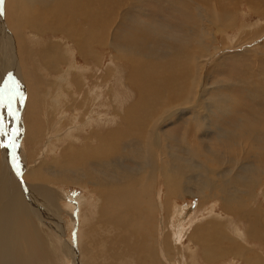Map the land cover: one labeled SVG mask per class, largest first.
Instances as JSON below:
<instances>
[{"label": "bare ground", "instance_id": "1", "mask_svg": "<svg viewBox=\"0 0 264 264\" xmlns=\"http://www.w3.org/2000/svg\"><path fill=\"white\" fill-rule=\"evenodd\" d=\"M156 1L169 4L177 9V14L180 12L185 16L183 21L178 14L181 20L173 27L180 34L172 33V28L169 31L148 21H132L129 15L137 10L142 12L143 0H95V7L91 0H4L0 4L3 11L0 15V77L5 76L8 88L14 90L12 99L17 103L16 108L18 105L24 111L23 144L26 150L29 146H40L47 134V130L44 131L46 125L51 126L55 121L53 116L59 112L67 116L74 114L73 120L78 126L100 122L107 127L82 135L81 148L77 149L74 144L64 147L56 161L59 165L51 161L56 165L55 171H50V163L46 164V168L38 164L36 156L42 149L34 148L35 154L29 151L25 161L31 169L22 174L21 183L17 182L10 169L5 147L0 161V231L4 233L0 235V264L75 262L70 245L64 244L63 228L61 234L53 231L54 226L62 223L61 207L68 208V201L64 202L65 196L61 191L65 185L78 186L84 191L92 188L93 191L90 196L92 203L85 204V211L81 213L80 226L83 227L77 246L84 262L80 264H104L107 259H111V264H125L127 258H133L136 264H159L161 260L167 264L180 247L178 241L181 240L177 241L180 236H186L185 244L197 245L199 253H194L201 263L230 264L231 261L235 264H264V144L253 138L264 128L246 125L241 133L240 129L234 134L221 131L222 142L217 141L215 146L203 140L207 132L203 125L209 131L210 124L214 123L208 125L204 120L202 124L199 112L215 101L206 97L207 78L202 82V69L198 66L200 59L212 54L209 53L211 45L215 44L213 39H217L210 32L212 27L220 32L236 25L239 27V18L245 13L239 16L236 13L242 7L249 15L253 12L263 18L264 0H258V3L235 0L230 6L224 0ZM123 5L124 11L118 13ZM146 5L160 9L156 4ZM161 9L169 11L171 8L162 6ZM202 20L206 26L200 29L197 24ZM110 52L114 61L129 64L130 71L124 79L136 100L133 99L132 104V101L129 102L124 110L120 107L123 123L116 129L101 119L87 118L85 112L88 111H84V106L88 107L93 102V89L106 93L102 99L110 96V101H117L114 100L115 90L105 88L110 84L108 69L95 68L102 71L98 77L90 72H84L88 75L78 74L79 70L75 69L77 62L71 56L77 55V61L86 67H95ZM64 69L69 71L66 75L62 73ZM46 107L50 110L45 120L42 115ZM0 114L7 129L6 113L2 108ZM187 115L191 118L187 120L182 138L163 131L173 118L180 120L181 116ZM112 119L119 120V117L113 116L107 121ZM19 128L15 142L23 131L21 124ZM195 128L199 131L197 134ZM191 135H194L193 140ZM1 138L3 144L8 145L7 138L3 135ZM51 138L52 143L62 142L61 137L54 134ZM130 143L137 145V153L126 149V144ZM120 147L134 166L127 169L119 163L125 158L118 154ZM91 161L96 163L91 165ZM16 174H19L18 170ZM161 192V199L158 200L156 193ZM187 197L197 199L200 208L217 203L228 222L225 223V219L220 221L216 215L195 227L189 235H170L168 222L171 215L178 212L173 208L178 204L177 200ZM154 206H159L165 216L161 234L153 226L156 218ZM42 218L51 223L52 228L42 225ZM244 220L248 221L251 230L248 228L250 231L236 235L231 228L235 225L233 221L241 225ZM107 231L113 234L107 242L110 237L118 235L116 245L121 246L122 251L112 254L103 251L104 243H100L93 232L100 234ZM169 235L176 237V243L169 241ZM133 237L141 240L129 247ZM158 240L163 243L167 260L162 250L156 248ZM94 248L97 249L95 252Z\"/></svg>", "mask_w": 264, "mask_h": 264}, {"label": "rangeland", "instance_id": "2", "mask_svg": "<svg viewBox=\"0 0 264 264\" xmlns=\"http://www.w3.org/2000/svg\"><path fill=\"white\" fill-rule=\"evenodd\" d=\"M51 1H54V2L57 1L58 2V0H51ZM93 1H95V0H91V4H92V6L95 7L97 4L94 3ZM150 1H153V2H150ZM150 1L149 0H143V3L156 4L160 7V9L158 10V7H157V9H153V7L149 8V6L142 3V6H143L142 12H139L137 10L135 13H132L131 15H129L131 20L133 18L132 21H134V22L135 21L141 22L140 20H144L145 22L148 21L151 24L154 23V25L156 27H163V28L166 27L167 30L169 28H172V31H171L172 33L180 34L179 31H177V29L173 30L174 29L173 27H176V25L180 22L181 17L179 15H181L182 13L178 12V14H179L178 15L176 13L177 9L173 8L169 4L160 3L156 0H150ZM233 1H235V0H224V3H228V5L230 6L231 4H233L232 3ZM253 1L258 3V0H253ZM159 4H161V5H159ZM162 6H163V8H171V9L169 11L162 10L161 9ZM122 8L123 9L120 8L118 10V13L120 11L121 12L124 11V8H125L124 5ZM156 10H158V11H156ZM150 12H152L153 14L152 13L150 14ZM160 12H161V14H160ZM243 13H245V15L243 17H240L239 21H238L240 23L239 27L236 25L234 27H231L229 30H225L224 32H220L218 30V28L217 29L213 28V27H212V29L210 28L211 29L210 32L217 36L216 40L213 39L215 44L211 45L212 46L211 51L209 52V53H212L213 55L207 54L210 58L208 56H206V57L200 59L199 64H198V66L201 67V69H202V71H201L202 82H205V79L207 78L206 81H207L208 89H207L206 97L211 98L215 101L212 103H208L209 106L205 110L200 109L201 114L199 112V115L201 116V118H203L202 124H203L204 120L208 122V125L211 122L214 123V125L210 124L209 131L203 125L204 129L207 131L205 133V138L203 140H205L206 142L208 140V143L213 144L214 146L218 142H220V143L222 142V138H221L222 133L234 134L235 132H237V131L239 132L240 130H241L240 131V133H241L244 131L246 125H259L260 127L264 128V94H263L264 93V88H263L264 87L263 86L264 85L263 84L264 83V78H263L264 72H262V71H264V68H263L264 67V41H263L264 40V29H262V28H264V26H263L264 25L263 24L264 23V19H263L264 17L262 18L259 15H256V14L254 15L253 12H250V13H252V15H249L248 11H246V9L244 7L237 10L236 15L239 16L240 14H243ZM246 13H247V15H246ZM181 16H182V19L184 21L185 16H183V15H181ZM148 17L150 19H153V20H150ZM163 18H165V19H163ZM160 19L162 21H160ZM175 19H178V20H175ZM164 25H166V26H164ZM168 25H170V27ZM197 25L200 26L199 27L200 29H202L203 27L206 26L204 20L200 21ZM260 29H262L263 31ZM170 30L171 29H169V31ZM218 33L220 34V36L218 35ZM255 33H256V35H255ZM255 36H258V37H255ZM253 39L255 40L256 43L254 42ZM239 41H240V43H239ZM243 43H245V44H243ZM261 46H263V47H261ZM215 50H217L216 53H215ZM218 50H221V51H218ZM112 55L113 54L110 52L106 56L102 57L101 63L95 67H91V66L86 67L83 63L77 61V59H78L77 55L71 54L72 60H75V62H77V64L75 65V69L79 70L78 74L83 73V74L88 75V73H84V72H90V74L92 73V74L96 75V77H98V75L99 76L101 75L100 72H102V71L101 70L98 71L95 68L99 67L105 71L108 69L107 71L109 72V75H110V78H109L110 84L108 86H106L105 88L107 90H109L110 88L115 90L116 98L114 100H117V101H114V102L110 101V99H112L110 96L109 97L106 96L107 98L105 97L106 100H109V101H106L104 98L103 99L101 98L102 96L104 97L106 93L104 94L103 92H101L100 89H93V93H92V95H93L92 101L93 102H90L88 104V107L84 106V107H86V108H84V111H88V112H85L87 118L101 119L103 121H106L109 124V127L111 126L113 129H116L118 126H121L123 123V120L121 119V117L123 116V110L127 106H129V102L132 101L131 102V104H132L135 99H134V94H133L132 89L127 86L126 80L124 79L125 78L124 75H127L128 71H130L129 64L126 62L125 63L124 62H117L118 60L114 61L115 59H113ZM221 56H223V57H221ZM219 57H221V58H219ZM201 63H202V65H200ZM256 71H258V72H256ZM68 72H69L68 69H64L62 71L63 75H66V73H68ZM243 73H245V74H243ZM120 75H122V76H120ZM247 75H248V77H247ZM4 77L3 78L0 77V108H2V110H4V112L6 113V124H7V129H5L6 127L3 123V131L5 133V135H3V137L7 138V140L9 141L8 142L9 146L7 147V160H8L10 169L13 172L17 182H20V179H21L23 173L26 174L27 171H30L31 168L26 163L25 158H26L27 154H30V152H32L34 154L36 153V150H34V148H37L38 150L42 149V150H39L40 155L36 156V159H38V164H40L42 167L46 168L45 167L46 164L50 163L51 164L50 171H55V170H57L55 163H57V165H59V163L56 161H58L59 153L62 151V149L64 147H66L67 145L74 144L77 149L81 148L82 147V145H81V136L82 135H88L91 132L90 130L95 131V130L99 129V127L100 128H107V127H105V124L100 123V122H96V123L94 122V124H92L93 122H91V123L89 122L84 126H78L77 123H74V120H73L74 114H71L72 116H67L64 113L59 112L53 116L55 121H53L52 125L51 126L46 125V127L44 129V131L47 130L45 140L41 141L40 146H37L34 148H32L30 146L27 147V149H28V151H27L24 144H23V137H24V117L23 116H24V111L18 105H17L18 109L16 108L17 103L15 101H13V99H12L14 97V90H10L8 88L9 84L6 82V79ZM119 77H120V79H119ZM243 79H246V80H243ZM257 79L258 80L261 79L260 80L261 82L258 81ZM239 80H242L243 83L242 82L239 83ZM62 81L64 82L65 79L63 78ZM220 82H222V83H220ZM258 82H260V84ZM244 83H246V84L244 85ZM250 84L252 86H250ZM216 86L218 88H215ZM210 88H211V90H210ZM217 89L219 91H217ZM97 90H98V92H97ZM233 90H235V91H233ZM247 92H248V94H247ZM95 93H96V95H95ZM11 94H12V96H11ZM99 94H100V96H99ZM131 96H133V97H131ZM63 97H64V92H63ZM243 101H244V103H243ZM220 102L222 105L220 104ZM239 102H241V103H239ZM247 102H250V103H247ZM100 103L102 105H100ZM220 106H223V107H220ZM120 107H123V110H120ZM230 108H232L231 109V110H233L232 112L230 111ZM49 110H50V107H48V108L46 107L44 110V114L42 116H44L45 120L48 118L47 113ZM214 111H215V113H213ZM243 111L245 112V114ZM218 112L221 114H219ZM88 113H91V115L90 114L88 115ZM93 113L94 114L96 113V114L93 115ZM232 113H234L235 115L237 114V115L234 116ZM204 114H205V116H203ZM216 115L217 116L219 115V117H222L224 120L222 118L217 117ZM226 115H228L230 118ZM248 115H249V117H248ZM113 116L119 117V120L112 119V120L107 121L108 118H111ZM0 117H2L1 114H0ZM96 117H99V118H96ZM206 117H208V118H206ZM190 118H191V115H187L186 117L181 116L180 120H176V118H173L172 121L169 122L170 125L167 126L163 131L170 134L171 136H176L177 138H182L184 132L186 131L187 120ZM237 118H239V120ZM209 119H211L212 121ZM219 119H221V120H219ZM214 120H215V122H214ZM249 120H251L252 123H250L251 121H249ZM63 121H66V123L64 125L63 124L61 126L57 125L58 123L60 124ZM166 123L168 124V122H166ZM221 123H223L224 125L223 124L220 125ZM20 124H21V129H23V131L21 132L19 140L17 142H15V140L17 139V136L19 134V131H20V128H19ZM236 125H238V126H236ZM87 126H89V127H87ZM214 126L216 128H218L219 130L216 129ZM226 129H227V131H226ZM194 131H196V128ZM217 131H219V132H217ZM221 131H223V132L221 133ZM198 132L199 131H196V134ZM216 132L218 134H216ZM53 134L56 137H61L62 142L58 143L55 141L54 143H52L51 142L52 141L51 136ZM209 135H210V137H208ZM206 137H208L209 139H206ZM255 137H256L257 141H260L261 143L263 142V144H264V130L255 133V136H253V138H255ZM190 139L193 140L194 135H191ZM215 140H216V142H215ZM14 142H15V144H14ZM0 143H3L1 135H0ZM45 145H47V149H46ZM45 149L48 151V153H47V151H45ZM126 149L129 150L131 153L135 154V153H137L138 147L135 143H130V145L126 144ZM4 150H5V147H0V153H1L0 161L3 157V151ZM118 154L124 155V157H125L124 159L122 158L119 160V163L121 165H123L127 169H128V166H134L131 159L125 156V151L122 147H120ZM17 156H18V158H17ZM17 159H18V161H17ZM51 161H54L55 163H51ZM5 162H6V159H5ZM95 163H96V161H91L90 164L92 165ZM17 170L19 171L18 175L16 174ZM54 187H56V186H54ZM65 187H63L61 189V191L63 190L62 194H63V196H65L64 202L68 201V208L69 209L65 208L64 206L61 207V210L63 211V217L61 218L62 223H61V225L54 226L53 231H56L57 233L61 234V230L63 228L64 244L70 245V249H71V251H73L72 254L75 256L74 261L76 262V264H80V263L84 262V259L82 257V253L80 254V251H79V246H77V245H79L80 230L83 227L82 225L80 226V224L82 222L81 213H84V211H85V204L92 203V200H90L91 199L90 196H91V194H93V191H92V188H90L88 191H84V190H81V188H79L78 186L74 187L73 185H65ZM50 188L54 189L53 186H50ZM55 191H56V188H55ZM82 191H83V193H82ZM156 196L158 197V200H160L161 196H162V192L156 193ZM177 203L178 204L175 205L173 210H178L179 213L177 212L176 215L175 214L171 215L170 220L168 222V228H169L168 232H169V230H171V234L169 232L170 235H176V234L177 235H189L195 227L200 226L203 222L207 221L208 218L210 219V218H212V216H216V215L218 216V218H220V221L223 222V219H225L224 220L225 223L228 222L227 218L226 217L224 218V216H223L224 213L221 211V208L218 206L217 203L212 202V205H205L204 208H200L197 199H195L193 197H187L184 200H177ZM154 207L156 210V218H155V224L153 226H154V229L156 230V232L161 234L163 232V229H164L165 216L162 214L159 206H154ZM93 212L97 216L95 208L93 209ZM69 215L71 217H69ZM213 218H215V217H213ZM42 220H43L41 222L42 225L47 226V227L50 226L52 228L51 223H48V221L45 220L44 218H42ZM195 222L197 224H195ZM233 222L235 223V225H231V228L235 231L236 235H243L246 231L248 232L251 230V227H250L247 220L246 221L244 220L241 223V225H238V223H237L238 221H233ZM231 224H233L232 221H231ZM79 226H80V228H79ZM248 228H250V230ZM182 230L183 231L185 230L184 233H182L183 232ZM93 233H94V236L97 239H99L100 243H104L102 245L104 252H108V253L112 254V253H117L120 250L122 251L121 246L118 247L116 245L118 235L116 238L110 237L109 241L107 242V238L110 235H113L112 232H110V231L99 232L100 234H97L96 232H93ZM3 234L4 233L2 231H0V235H3ZM170 235H169V237L171 239L168 238V239H170L169 241L170 242L172 241L171 242L172 244L176 243V237L175 238L173 237L174 238L173 239ZM81 238L82 237L80 236V240H81ZM86 238H87V244H89L90 242H89L87 235H86ZM185 238H186V236H183V237L180 236L179 239L177 238V241L181 240V241H178L179 242L178 245L180 247H178L179 249L177 248L175 250V254L174 253L172 254V256L169 259L170 262L167 264H207V263H203V262L201 263V261L196 256L199 253V251H196L197 245L189 246L190 244H188V243H187L188 245L185 244L186 240H187V238H186V240H185ZM140 240H141L140 238L138 240H136L133 237V241L130 243L129 247H133L135 245V242L139 243ZM159 245H161V247ZM187 247H189V248H187ZM193 247H195V248H193ZM156 248L159 251L162 250V252L165 256V259L167 260L168 257L166 256V253H165L164 248H163V243L161 240L157 241ZM88 249H90V247ZM192 249H195V250H192ZM93 250L95 252L97 249L94 248ZM187 250H188V253H187ZM182 251H184V252H182ZM194 251H195L196 255H195ZM178 255H179V259L177 258ZM262 255L264 257V251L262 252ZM174 256H175V259H174ZM187 256L189 257V259L187 258ZM182 258H184V259L182 260ZM126 261H127V263H126ZM118 263H123V261L118 262ZM124 263L125 264H136L135 260L133 258H129V259L127 258L124 261ZM62 264H67V263H62ZM104 264H111V259L105 260ZM159 264H164V260H161L159 262ZM230 264H235V263H231V261H230Z\"/></svg>", "mask_w": 264, "mask_h": 264}, {"label": "snow or ice", "instance_id": "3", "mask_svg": "<svg viewBox=\"0 0 264 264\" xmlns=\"http://www.w3.org/2000/svg\"><path fill=\"white\" fill-rule=\"evenodd\" d=\"M4 0H0V4H3ZM0 15H3V11L0 10ZM0 135H5L3 131V118L0 117ZM9 145L0 143V147H8Z\"/></svg>", "mask_w": 264, "mask_h": 264}]
</instances>
